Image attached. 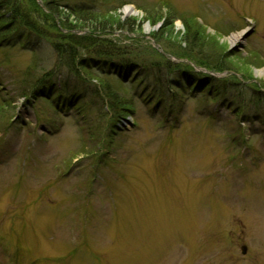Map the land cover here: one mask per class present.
Returning a JSON list of instances; mask_svg holds the SVG:
<instances>
[{
    "label": "rangeland",
    "instance_id": "rangeland-1",
    "mask_svg": "<svg viewBox=\"0 0 264 264\" xmlns=\"http://www.w3.org/2000/svg\"><path fill=\"white\" fill-rule=\"evenodd\" d=\"M75 2L72 6L91 2L90 13H116L123 29L90 30L121 47L125 60L136 52L135 61L145 67L164 64L167 59L175 66L189 63L180 42L186 29L181 17H194L205 36L226 45L224 54L230 52L255 63L250 65V75L238 72L235 76L232 70L224 74L226 79L248 87L264 84V0ZM127 7L133 11H126ZM32 13L34 18L36 12ZM162 14L174 18L173 30L179 34L174 33L173 38L166 34L161 42L153 34L162 22L156 28L146 22L141 30L126 25L131 18L141 21ZM250 31L247 39L245 34ZM106 44L101 43L103 48ZM37 49L41 60L28 51L0 48V63L5 66L0 68V102L6 100L0 105L4 106L0 110V264H264V122L241 123L202 94L187 99L188 92L176 94L179 104L166 98L160 108L153 109L156 102L148 104L147 97H132L143 88L138 91L129 85L127 90L111 78L112 88L134 105L135 126L116 135L111 146L114 162L103 168L104 179L97 177L91 184L92 173L83 172V166L94 168L91 163L99 161L98 155L84 157L98 149L99 141L91 131L95 126L88 124L96 122V111L101 112L105 101L95 95L93 83L82 89L66 68L57 66L55 53L47 44L40 43ZM115 60L118 64L122 58ZM39 63L33 76L57 69L50 83H55L62 97L72 96V104L79 106L80 102L93 112L80 122L71 108L55 120L48 105L38 101L34 103L36 113L57 123L41 140H32L27 128H37L40 134L43 128L34 125L36 106H23L19 92L28 88L33 77L21 80L22 72ZM194 66L223 78L205 64ZM179 75L176 79L182 78ZM189 81L183 79L185 90L191 87ZM255 100L261 103L251 93L243 96L245 104L253 106ZM169 110L175 118L167 117ZM17 113L20 124L27 128L17 134L15 120L4 132V123ZM46 121L45 125L51 124ZM241 132L244 138L239 139ZM81 152L86 154L79 155ZM72 156H78V162L74 161L78 165L68 170ZM108 190L114 193L112 207ZM89 191L91 197L86 199ZM79 213L95 216L90 219L94 222L102 215L104 224L112 219L114 225H96L98 230L86 227L87 232L76 217ZM86 235L90 252L82 255ZM242 244L247 247L245 254Z\"/></svg>",
    "mask_w": 264,
    "mask_h": 264
},
{
    "label": "trees",
    "instance_id": "trees-1",
    "mask_svg": "<svg viewBox=\"0 0 264 264\" xmlns=\"http://www.w3.org/2000/svg\"><path fill=\"white\" fill-rule=\"evenodd\" d=\"M41 1L43 7L47 9L48 13H44L42 8L39 7L35 0H0V8H5L4 15L0 16V21H2V24H0V31L2 32L0 33V39L1 37H4L10 33V31H17L20 26L27 27V29L35 32L40 38H44L45 41L52 47L57 60H59L60 63L64 62L68 67L71 68L70 70L74 72L76 71L77 66L83 67L81 62L77 63V56L79 51L83 48L87 49V51H92L91 53L93 54H99L101 57L109 59L124 57L125 54L122 52L123 50L121 51V48L115 46L110 41L93 36L79 38L74 35H64L59 31L55 22V17H63L70 29L77 28L98 30L100 27V29L103 31L107 28H110L113 31L115 29L121 30L125 25L121 23L120 17L116 13L107 16L90 12L89 15L85 12H68L61 8V6H64L67 2L66 0ZM32 10L36 12V16L34 18L32 16ZM6 14H9V17H7ZM84 15H88L89 18H85ZM150 18L155 19L151 21ZM150 18L143 17L141 21L139 19L135 20L131 18L127 21L126 25L129 24V26H132V28L139 27L141 30L142 26L146 22L154 27L162 22L158 32L153 34V38H155L156 41L160 40V42L166 36V34H169L170 38H173L174 33L179 34L173 30L175 22L174 18H172V20L167 19V16L164 14ZM85 20H88L89 22L87 23ZM181 20L185 26L184 28H186L180 37V42L185 45V48L183 49L185 56L189 57L190 59H197L196 55H200L201 63H205L207 67L217 68V70H233L237 73L241 72L250 75L252 72L250 65L255 64L251 63L252 59H243L241 56H237L236 58L234 57L233 53L231 54L230 52H226L224 54L226 45H221L217 38L205 36L204 29L197 25L198 22L196 21V18L188 16L185 18L181 17ZM4 26L10 27L7 30H4ZM201 29L203 31H201ZM177 37L178 35H176V38ZM101 43H107L106 48H103ZM134 53L135 56L132 55L133 57L131 60L134 61L135 64L137 53ZM210 57H214V59L209 61L208 58ZM131 64H133V62ZM261 64L263 63L261 62ZM160 66L157 68L156 66L151 67L152 69L142 66L141 69L147 74V76H149L151 73L156 71L158 72L161 69ZM36 67L37 64H33V67L27 70L26 78L28 75L33 76V74H35L36 69L34 68ZM104 81L105 80L102 81V79L100 80L106 89L105 94L109 100V106L112 111L124 113L134 108L132 103L128 101V99L124 98V96L120 94L116 88H112V83ZM157 83L161 85L162 79H158ZM3 108L4 106H0V109Z\"/></svg>",
    "mask_w": 264,
    "mask_h": 264
},
{
    "label": "bare ground",
    "instance_id": "bare-ground-1",
    "mask_svg": "<svg viewBox=\"0 0 264 264\" xmlns=\"http://www.w3.org/2000/svg\"><path fill=\"white\" fill-rule=\"evenodd\" d=\"M125 10L128 11V12H132L133 11V8L132 7H127Z\"/></svg>",
    "mask_w": 264,
    "mask_h": 264
}]
</instances>
